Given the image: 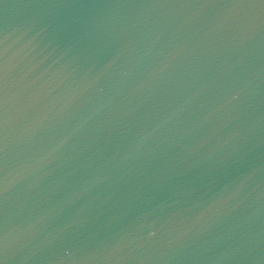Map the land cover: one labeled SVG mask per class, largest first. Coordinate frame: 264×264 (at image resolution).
I'll return each instance as SVG.
<instances>
[{"label":"water","instance_id":"obj_1","mask_svg":"<svg viewBox=\"0 0 264 264\" xmlns=\"http://www.w3.org/2000/svg\"><path fill=\"white\" fill-rule=\"evenodd\" d=\"M0 264H264V0H0Z\"/></svg>","mask_w":264,"mask_h":264}]
</instances>
